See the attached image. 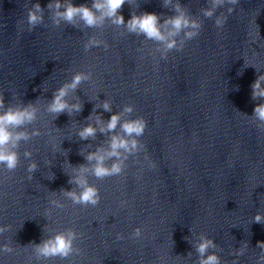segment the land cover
I'll list each match as a JSON object with an SVG mask.
<instances>
[{
	"label": "clouds",
	"instance_id": "1",
	"mask_svg": "<svg viewBox=\"0 0 264 264\" xmlns=\"http://www.w3.org/2000/svg\"><path fill=\"white\" fill-rule=\"evenodd\" d=\"M223 0H212L213 6L219 5ZM229 3L236 4L238 0H228ZM128 3L131 5V0H92L91 6L87 4H81L76 6L72 3V0H68L67 3H63L62 0H54L48 4L49 9L54 10V22L59 24L60 21H64L68 24L75 26L77 18L89 28L98 27L103 24L104 20L110 19L113 24L117 26H124L128 32L135 33L137 35H144L147 39L162 42L165 45L166 50H172L177 47L175 37L181 32H184L185 37L188 40L193 39L199 34L200 24L193 21L189 15L182 9L179 3H176L172 10L175 15L166 18L161 24V17L156 13L142 12L137 14L132 12L131 18L125 21L124 16L121 14V9ZM172 4V0H164V6L168 7ZM62 9V10H61ZM205 16H211V11H205ZM27 23L30 28L36 27L38 24L43 23V9L39 3L33 5L27 13ZM217 25L223 23L222 20L216 21ZM169 29L165 34L164 29ZM99 42L91 40L89 45H97ZM89 76L84 73H77L74 75L70 83H66L58 88L52 96L51 101L48 103V112L59 116L62 113L72 115L73 113H79L82 111L83 105L81 103L70 104L66 97L69 91H75L76 88L83 80H87ZM264 74L259 75L252 83V98L264 99ZM4 106L3 95L0 94V108ZM99 107V105H98ZM103 109L106 112L111 111L110 104L105 101L103 103ZM133 109L131 106H126L124 111L131 112ZM254 117L261 122L257 127L264 129V103L257 104L253 110ZM36 118V108L34 104L30 103L26 106L19 108H8L4 112H0V165H3L8 171H14L19 164V154L15 150L21 140L29 139L28 135L22 132H18L15 136L11 131L12 128L19 129L25 123H31ZM91 119V117H89ZM97 123H100V117L97 116ZM121 115L119 113L112 114L108 120L106 126L101 125L99 131L114 132L117 125L120 123ZM125 136L112 135L109 150L102 154L100 149H97L94 153H89L85 159L89 162L95 161L92 168L93 175L98 179L105 177L116 176L122 172L123 163L120 159L121 150L127 153H132L138 148V141L133 138L131 140L125 137H140L144 134L147 127V121L143 118H136L125 121L120 125ZM97 128L92 124L84 126L78 132L81 140H87L89 137H95ZM38 134V133H34ZM28 156V153H25ZM115 158V161L111 166L105 164L106 159ZM149 166L155 167L154 162L149 160ZM37 168L36 163H31L28 166V172L31 173ZM88 167L80 165L76 170L78 175L71 179L69 182H75L81 191L77 194L75 192H68L67 195L78 204L96 206L100 202V194L98 188L90 185L85 177V173L88 172ZM31 179V175H29ZM124 203V202H122ZM255 223H264V216L257 214L254 217ZM140 229H136L134 232L135 237H140ZM75 234L72 231L67 233H57L53 238L44 241L40 245H36V251L39 256L44 258L61 257L67 258L73 251V240ZM118 239L121 237H117ZM213 246L212 241L208 239H202L198 246L197 251L204 256L207 249ZM257 247L264 249V242H259ZM4 251H10V249H3ZM201 264H219V259L215 255H208L205 259L201 260Z\"/></svg>",
	"mask_w": 264,
	"mask_h": 264
}]
</instances>
